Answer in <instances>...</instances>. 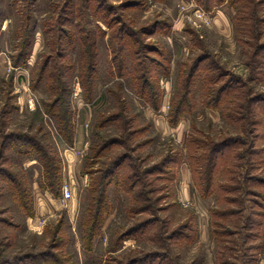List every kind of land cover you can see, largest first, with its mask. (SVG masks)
<instances>
[{
  "label": "rangeland",
  "instance_id": "1",
  "mask_svg": "<svg viewBox=\"0 0 264 264\" xmlns=\"http://www.w3.org/2000/svg\"><path fill=\"white\" fill-rule=\"evenodd\" d=\"M250 1L0 0V132L35 135L40 144L53 149L62 163V145H73L66 142L71 133L63 129V119L69 114L73 140L78 132L86 133L81 157L82 172L90 175L89 188L96 186L101 167L112 161L120 165L105 181L102 230L96 236L89 233L87 225L95 202L81 184L68 182L73 187V198L66 202L58 199L56 212L39 230L24 222L21 227L13 226L24 218L19 217L16 204L7 194L8 183L0 179V192L6 194L0 205L11 208L5 211L6 217H0L7 221L6 227L3 224L0 228V264H18L24 251L46 252L54 261L82 259L84 264H118L144 249L159 246L158 241L171 242L167 232L190 209L182 202L174 203L173 169L166 166L156 172L157 176L149 174V165L164 154L170 157L171 150H181L190 130L186 121L183 129L166 131L156 119L169 117L177 102L174 97L184 91L180 77L185 62L202 61L192 91L198 96L204 92L213 103L219 100L224 114L232 113L237 119L248 117L249 104L262 114L256 135L252 129L246 131L241 121L232 122L227 116L229 121L218 119L214 130L242 142L240 150L245 148L244 153L251 144L263 148L264 58L259 70L251 73L248 56L241 54L227 31L215 28L217 15H228L239 29L242 23L237 17H249ZM253 1L264 41V0ZM196 8L209 13L210 25L193 24ZM238 29L237 36L244 38L246 35ZM173 52L176 56L172 64ZM186 55L188 59L182 63ZM152 78L165 86L161 92L172 100H153V95H148ZM166 80L170 81L168 86L163 85ZM204 84L206 87L200 89ZM223 89L221 96L215 92ZM240 100H246L243 109ZM199 117L205 118L204 124L209 126L206 115ZM256 150L260 153L253 159L246 156L240 163L244 165L242 171L257 166V179L240 180V189L220 202L231 214L226 221L233 233H222L224 241L215 245L209 233L201 230L194 244L177 245L180 264H264V150ZM37 153L8 150L3 159L0 151V165L37 176L42 163ZM30 156L40 162L25 169L22 161ZM134 169L140 178L128 172ZM254 181L257 191L252 193L248 188L254 187ZM41 188L56 196L59 192L51 189L44 177ZM167 256L164 264H176L170 253Z\"/></svg>",
  "mask_w": 264,
  "mask_h": 264
},
{
  "label": "trees",
  "instance_id": "2",
  "mask_svg": "<svg viewBox=\"0 0 264 264\" xmlns=\"http://www.w3.org/2000/svg\"><path fill=\"white\" fill-rule=\"evenodd\" d=\"M250 7L252 9V12L249 13L248 18H240L237 17L238 23L241 22V25L239 26L238 32L246 35L244 38L240 36V40L244 42L246 47V53L248 55V64L251 68V73L254 74L255 70H259L260 60L264 58V41H262V28L259 27L260 24V18L256 15L257 13V4L252 0L250 1ZM242 10V9H241ZM248 24L251 26L246 27ZM241 26H244V29H241ZM196 39L199 40L200 38L196 36ZM202 61L198 60L194 63L185 62L184 66L181 71L182 77H180V80H182L183 85L182 88H184V91L180 94L177 93L173 100H177V102L173 106V110L170 113V121L174 124L178 121V119L184 115L189 114L192 112L199 104L202 106L211 105L219 108V103L217 100V103H213L212 100H207V97L209 95L204 94V92H201V95L198 96V93H195L192 91V83L196 81L197 73L200 71V66H202ZM166 70V69H165ZM149 80V83L153 81V87L148 88L146 91L148 95H153V100H160V88L158 82L154 80ZM201 81V80H200ZM205 82V80H203ZM148 83V84H149ZM146 84V86H148ZM204 85H200L199 88L206 87ZM210 86V85H209ZM144 87V86H143ZM149 87V86H148ZM223 90L215 91L217 93L221 94L223 93ZM210 93V91L208 92ZM198 97L203 98V100L197 99ZM190 100V101H188ZM241 101L240 108L245 105V101ZM261 100H257L259 102ZM157 102V101H156ZM156 106L157 104L154 103ZM248 106L245 108L247 110ZM250 108V114L248 117L243 115L241 118L237 119L236 117L232 116V113H226L224 116H227V118L231 119L232 122L241 121L243 128L247 131H251L256 135V130L258 133V126L262 123L261 113H257L258 111L255 110L249 104ZM220 109V108H219ZM243 109V108H242ZM250 118V119H249ZM131 119V117H130ZM66 120V121H65ZM69 120L70 116L67 114V119H63L64 123L68 124V127L63 128L66 132L65 133H71L69 135L68 140L66 142L72 144L73 143V135L72 131L69 129ZM249 121V122H248ZM125 124L127 123L126 120H124ZM240 122V123H241ZM248 123V127L246 128ZM67 129V130H66ZM0 132V151L3 153L1 155V158L4 159L6 153L8 150H15L19 154H30L34 155L36 154V151H38L37 156H39L40 160L42 161V164L44 166V178L47 182V185L53 189L54 191H58V195L62 193V180H61V167L62 163L59 160V158H56V154L52 151V148H49L46 145H42L37 141V138L35 135H31L29 133L25 132H6L2 133ZM262 135V134H261ZM260 135V136H261ZM259 134H257V137H260ZM242 142H239V140H233L232 137H222L220 140H215L212 137H201L198 135H192L188 138V159L190 160L191 164L194 166V168L200 169L201 166L203 167L202 171L204 175H207V173H210V166H212L214 160H213V150L216 148L217 150L223 147H229L227 156L225 158L231 162L230 166L226 169V175L227 180L224 182H221L217 185V193L219 196V201L217 207H214L212 209V215H213V229H212V236L218 243L223 242V237L221 236L222 233L224 234H232L228 229L227 221L231 214L230 212L225 209L224 207L220 206V202L223 201V199L230 195V193L234 192L235 190L240 189V180H245L246 177L253 180L254 178L257 179V166L253 169L248 170L247 168H244L242 171V168L244 167L243 164L240 163L243 159H246V156L249 158L251 157L253 159V156L257 153H260L261 146H256L255 144H251L250 149L247 148V151L244 153V149L240 150V145ZM247 147V143H244ZM181 150H171L169 153L170 157L167 156V154H164V156L155 162L152 166L149 165V174H156L157 171H160L164 167H169L170 169H173V185L176 177V163L180 161L182 158L180 154ZM259 166V164H258ZM120 167L118 161H112L109 165L105 167H101L98 172L100 173L98 176V179H96V186L89 188V192L91 195V198L93 202H95L94 205V212L90 216V219L87 223L88 225V231L92 236H96L98 233V230L100 228L101 224V213L103 209V203L105 199L107 198V189H106V179L109 178L116 170ZM148 168V169H149ZM147 169V168H145ZM147 169V170H148ZM115 170V171H114ZM131 172L134 177L140 178L137 174V169H134V171H128ZM142 173V172H141ZM145 173V170H144ZM143 173V174H144ZM28 173L27 175L24 172H16L12 168H10L6 164L0 165V179L8 183V189L9 191L7 194H9L12 197L13 202L17 205V209L19 211H24L25 213H31L32 212V200H31V193H30V185L29 182H27V179L29 180ZM263 176V175H262ZM131 177V176H129ZM26 178V179H25ZM254 179V180H255ZM207 179L205 178V183L201 186L202 189L210 188L211 185L206 183ZM131 187L133 188L132 183H130ZM143 185V184H142ZM2 185H0L1 188ZM254 187L248 188L250 192L255 193L257 191L256 182L254 181L253 184ZM131 188V189H132ZM130 189V188H129ZM174 192V188H173ZM173 192L171 193L173 197ZM259 192V191H258ZM137 193V192H136ZM3 199H6V194L2 195L0 192V202L3 201ZM174 202V201H173ZM176 203V202H174ZM11 208L9 206H1L0 205V217H6L5 211H9ZM7 221L5 219L0 218V228L6 227ZM189 224V227L186 226ZM13 225V224H10ZM15 228L18 227V222H15L14 225ZM185 229V230H184ZM167 234H170L168 236L171 240V242L166 243L164 241H158L159 248L154 251L146 252L142 251L141 254L136 256H129L124 260H120L118 264H164L165 260L167 262V259L169 258L168 253H170L171 260L176 263L180 264V255L177 253V251L174 249V245H179L183 242H192L196 239L197 236V225L195 223V217L193 213L190 211L187 213V215L184 217L183 220L180 222L177 220L176 225L172 227L170 231L167 232ZM166 234V235H167ZM183 236V237H182ZM93 238V237H91ZM226 239V238H225ZM167 254V255H166ZM33 259V260H31ZM37 259V260H36ZM63 261V262H62ZM62 261L59 260H52L49 257V254L46 252H40V253H34L33 251H24L20 254L18 257V264H71L69 262V259H64ZM17 264V263H16Z\"/></svg>",
  "mask_w": 264,
  "mask_h": 264
},
{
  "label": "crops",
  "instance_id": "3",
  "mask_svg": "<svg viewBox=\"0 0 264 264\" xmlns=\"http://www.w3.org/2000/svg\"><path fill=\"white\" fill-rule=\"evenodd\" d=\"M222 14V13H221ZM215 28L216 29H223V31H227L229 36H232V39L236 41L238 44V47H240V52L242 55L248 56L246 53V45L244 42L240 40V36H237V28L233 21V19L228 16H218L215 20ZM230 33V34H229ZM231 38V37H230ZM235 43V45H237ZM176 55H174V52L172 54V64L174 62V58ZM187 55L183 59L182 63L184 61H187ZM180 72V71H179ZM178 72V74H179ZM173 74V70L171 72ZM175 76V75H174ZM173 76V78H174ZM165 78V77H162ZM177 79V76H176ZM165 80V79H164ZM172 80V79H171ZM163 81V80H162ZM161 81V83H162ZM167 83H170V81L166 80L163 82V85L168 86ZM165 88V86H160V100H172L173 97H170L167 99L166 96H164L165 92H161L162 88ZM160 109V108H159ZM206 115V121L209 126H205V118L201 119L200 115ZM157 116V115H156ZM160 117V118H159ZM157 121H160V124L162 127H165L166 131H170L172 129H183L186 121H189L190 127L189 132L185 136L184 141V147L181 149L180 154L182 158L178 163H176L175 169H176V177L174 181V195L173 199L177 203L182 202L186 208H189L191 213H193L195 217V223L197 225V236L196 240H193L190 242L189 245L194 244L197 242L200 238L201 230L207 231L209 233L210 238L215 242V245L217 244V241L212 236V229H213V215H212V209L214 207H217L219 196L217 193V185L221 182L226 181L227 175H226V169L230 166L231 162L228 161L225 156H227L229 147H223L220 149H214L213 150V164L210 166V173H207V175L203 174V167L201 166L200 169H195L194 166L191 164L190 160L188 159V138L192 135H198L201 137H212L213 139L220 140L223 137L222 131L216 132L214 130V127L216 126V121L218 119H224L225 121H229V119L224 116L223 112L215 106L206 105L202 106L199 104L192 112L189 114L182 115L176 123H172L170 121V117L165 116H159ZM162 117V118H161ZM191 120V121H190ZM168 127L170 129H168ZM186 127V126H185ZM260 128V125L258 126ZM168 129V130H167ZM87 142L86 133L83 131L78 132L76 135V138L73 140V145L68 147L65 143L61 147L62 154H63V161H62V167H61V180H62V186L64 184H67L68 182L74 184L79 183L83 186V190L87 191L89 190V182H90V175L89 173L82 172L83 168V157H81L82 147ZM18 153V152H16ZM19 154V153H18ZM24 160V158H23ZM39 159L37 157H29L26 158V161H22V167L27 168L30 164H37L39 163ZM16 164V163H15ZM40 170L35 176L34 174H30V193H31V200H32V212L31 213H25L24 211H19L17 209V214L20 218H24V220H20L18 223V227H21L24 222L25 226L33 229H39L42 230V227H44V223L47 217L49 215H53L56 212L57 205L56 201L58 199H61L62 193L59 195H55L52 191L49 189H42L41 188V180L44 177V166L42 163H40ZM32 169H29V172ZM32 173V171L30 172ZM205 178L207 179L206 183L211 185L210 188L202 189V185L205 183ZM69 184V183H68ZM73 188V187H72ZM123 193V192H121ZM111 199L113 197H110ZM120 198V197H118ZM62 200V199H61ZM205 201H211L213 202L211 205L207 204L205 205ZM185 202V203H184ZM195 202H198V205L195 204ZM17 206V205H16ZM207 206V207H205ZM201 213L203 216H200ZM14 215V216H17ZM45 216L44 219H42ZM33 224H35L33 226ZM102 230V226L99 228L98 233ZM126 241L125 243H127ZM174 245V249L176 250L177 245ZM159 246L155 248L150 249H144L143 251L150 252L157 250ZM120 249H117V252H119ZM178 253V252H177ZM179 254V253H178ZM180 255V254H179ZM69 262L73 264L75 261L73 259H69ZM75 264H84L82 259H78Z\"/></svg>",
  "mask_w": 264,
  "mask_h": 264
},
{
  "label": "built area",
  "instance_id": "4",
  "mask_svg": "<svg viewBox=\"0 0 264 264\" xmlns=\"http://www.w3.org/2000/svg\"><path fill=\"white\" fill-rule=\"evenodd\" d=\"M184 9L188 8L187 6L184 5L183 7ZM194 20L192 19V22L194 25H196L197 27H200V26H203V25H210L211 23V16L209 15L208 12H206L205 10L203 9H199V8H196L194 10ZM74 196V191H73V188L70 184H64L62 186V196H61V199L63 201H69L70 199H72Z\"/></svg>",
  "mask_w": 264,
  "mask_h": 264
}]
</instances>
